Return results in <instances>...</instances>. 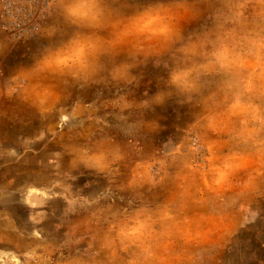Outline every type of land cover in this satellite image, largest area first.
<instances>
[{"label": "rangeland", "instance_id": "obj_1", "mask_svg": "<svg viewBox=\"0 0 264 264\" xmlns=\"http://www.w3.org/2000/svg\"><path fill=\"white\" fill-rule=\"evenodd\" d=\"M179 2L127 0L125 14ZM187 2L174 21L185 39L244 51L264 29L262 0ZM2 23L0 5V264H264L262 69L145 106L174 60L140 57L128 79L48 77L59 98L40 104L19 73L74 29L58 8L20 40ZM53 24L57 41L44 37ZM101 145L103 171L82 162Z\"/></svg>", "mask_w": 264, "mask_h": 264}, {"label": "clouds", "instance_id": "obj_2", "mask_svg": "<svg viewBox=\"0 0 264 264\" xmlns=\"http://www.w3.org/2000/svg\"><path fill=\"white\" fill-rule=\"evenodd\" d=\"M56 4L63 22L74 31L57 41L60 27L53 24L45 29L44 37L57 42L46 44L32 65L19 73L35 82L33 91L40 104L55 103L59 98L55 84L46 83L48 77L70 76L88 82L108 72L114 79H128L140 57H154L157 66L164 63L165 67H169L166 57L172 56L174 60L163 89L144 101L145 106L163 105L172 94L170 90L198 95L205 87V78L213 73L239 77L259 67L260 79L264 81V29L247 39L244 51L223 39H185L174 21L195 11L187 0L175 5H149L130 16L125 14L130 7L127 0H56ZM241 15L235 13L237 19ZM209 43L212 46L206 50ZM122 50H126L128 60L115 62ZM261 89L264 90V84ZM115 152L112 150L113 155ZM108 159L109 151L101 145L82 162L103 171L108 167Z\"/></svg>", "mask_w": 264, "mask_h": 264}, {"label": "built area", "instance_id": "obj_3", "mask_svg": "<svg viewBox=\"0 0 264 264\" xmlns=\"http://www.w3.org/2000/svg\"><path fill=\"white\" fill-rule=\"evenodd\" d=\"M0 5L3 30L18 40L31 36L57 9L56 0H0Z\"/></svg>", "mask_w": 264, "mask_h": 264}]
</instances>
